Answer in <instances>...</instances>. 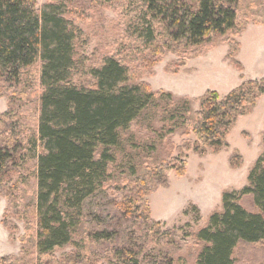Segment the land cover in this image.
Returning a JSON list of instances; mask_svg holds the SVG:
<instances>
[{"label":"trees","instance_id":"1","mask_svg":"<svg viewBox=\"0 0 264 264\" xmlns=\"http://www.w3.org/2000/svg\"><path fill=\"white\" fill-rule=\"evenodd\" d=\"M90 1L110 0H48L39 9L36 0H0V96L11 97L26 69L36 63L41 86L37 123L30 137L21 134L17 120L7 113L0 115V195L7 196L16 182L12 176L15 154L19 151L23 157L31 154L36 159V201L31 216L35 252L22 249L23 257L0 256V264H79L80 253L63 259L54 254L66 246L83 247L76 239L84 220L82 205L97 192L110 195L113 207L133 221L137 232L128 244L106 249L102 255L90 249L91 256L98 261L112 255L121 264H140L146 242L137 239H148L154 226L160 225L151 219L149 193L166 186L171 173L177 179L185 175L189 151L202 155L226 146L236 121L249 114L264 95V78L242 79L224 96L206 90L199 108L193 111L188 97L175 101L171 93L153 91L147 83L133 80L132 68L111 54L87 68L89 86L73 83L78 62L72 15L77 3ZM238 2L135 0L140 11L132 34L152 53L172 50L200 55L212 46L213 35L236 37L242 30ZM227 38V57L241 71L240 62L233 58L240 43ZM143 117L149 122L158 118L159 131L151 123L144 126ZM133 124L152 130L158 141L176 131L192 139H182L175 147L176 156L147 163L139 175L123 146L127 133L134 134ZM25 142L30 144L29 152ZM144 147L155 148L153 143ZM118 152L122 154L119 162ZM236 157L230 159L232 167L240 164ZM124 163L133 180L110 185L113 173ZM244 198L249 199L251 208L243 203ZM221 208L191 234L201 243L193 264H235L232 254L238 244L264 246V152L249 170L247 185L222 192ZM140 229L145 232L140 234ZM86 238L98 244L111 241L113 234L90 230ZM152 257L155 261L150 264H173L168 251L160 250Z\"/></svg>","mask_w":264,"mask_h":264},{"label":"rangeland","instance_id":"2","mask_svg":"<svg viewBox=\"0 0 264 264\" xmlns=\"http://www.w3.org/2000/svg\"><path fill=\"white\" fill-rule=\"evenodd\" d=\"M46 1L36 0V7L39 9ZM76 5L77 11L72 15V21L77 31L75 58L78 64L72 80L79 86L90 85V77L85 71L109 54L128 64L133 71L132 79L147 83L153 91L169 92L175 101L188 97L193 111L199 108V99L206 90H215L224 96L239 86L242 79L264 78V0H239L238 26L242 30L236 37L228 33L213 35L212 46L200 55L172 50H164L160 55L142 45L132 34L135 24L139 22L140 11L135 0L90 1ZM227 37L242 44L240 53L238 50L233 57L240 62L241 71L227 57ZM38 77L39 64L36 63L26 69L22 82L13 89L14 93L9 94L11 97L0 96V115L7 113L12 120H17L18 129L26 137L33 134L37 123L41 94ZM141 119L144 126L151 123L152 128L159 131L161 124L158 118L150 122L144 117ZM136 124L131 127L133 136L129 131L123 146L139 175L145 171L147 163H159L169 156H176L175 147L182 139H192V136H184L181 131H176L163 141H158L152 130ZM263 139L264 95L249 114L236 121L226 137V146L202 155L194 151L187 153L185 175L177 179L171 173L166 186L147 196L151 219L160 225L154 226L148 239L145 236L137 239L146 242L140 264L155 261L152 256L160 250L168 251L173 264L194 263L201 243L191 234L208 222L212 212L222 210L221 195L224 190H239L247 185L249 170L264 152ZM133 143L135 146H131ZM152 143L155 146L153 150L144 147ZM23 146L30 151V144L25 142ZM18 152L15 154L17 165L12 167V176L16 181L14 187L7 196L0 195V256L3 257H23L22 249L35 252L36 237L32 233L31 216L36 201V159L31 154L29 158ZM236 156L240 164L232 167L230 159L233 157L236 160ZM116 158L119 162L122 154L116 153ZM133 178L124 163L113 173L109 184L128 183ZM111 198L104 192H97L83 202L84 220L76 237L83 249L66 246L56 250V258L63 259L71 253H80L79 264H121L112 255L96 261L97 258L90 254V249L99 250L102 255L106 249L124 246L137 232L133 221L113 207ZM243 203L251 208L249 199L244 198ZM197 215L199 219L196 220ZM103 229L113 234L111 241L93 244L87 240L86 235L90 230ZM140 230V234L145 232V229ZM232 256L235 264H264V246L241 243L234 248Z\"/></svg>","mask_w":264,"mask_h":264},{"label":"crops","instance_id":"3","mask_svg":"<svg viewBox=\"0 0 264 264\" xmlns=\"http://www.w3.org/2000/svg\"><path fill=\"white\" fill-rule=\"evenodd\" d=\"M260 26H262V25H260ZM248 27H249V26H248ZM248 27H247V28H248ZM245 31H246V30H245ZM245 31H244V32H245ZM241 48H242V44H241V42H240V49H239L238 54L240 53Z\"/></svg>","mask_w":264,"mask_h":264}]
</instances>
